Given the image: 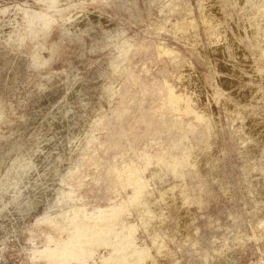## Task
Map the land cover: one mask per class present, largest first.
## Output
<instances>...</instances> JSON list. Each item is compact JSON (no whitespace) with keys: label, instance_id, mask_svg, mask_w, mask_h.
<instances>
[{"label":"rangeland","instance_id":"1","mask_svg":"<svg viewBox=\"0 0 264 264\" xmlns=\"http://www.w3.org/2000/svg\"><path fill=\"white\" fill-rule=\"evenodd\" d=\"M260 1L77 0L56 7L0 0L7 8L0 13V112L7 113L0 116V264H107L119 249L129 250V238L151 245L143 229L155 221L146 207L174 182L159 157L175 141L184 151L179 156L200 159L185 181L202 188L203 204L163 206L166 235L157 230L149 264H264V235H254L264 223V71L255 70L261 61L249 47L264 43ZM24 4L55 15L46 38L29 34L14 7ZM205 12L220 15L213 26ZM178 21L190 38L172 32ZM258 25L259 33L249 34ZM163 44L171 55L160 53ZM51 45L52 62L37 63L35 47L47 58ZM181 71L183 82L191 75L203 82L200 110L191 114ZM213 76L227 89L224 99L210 97ZM168 86L183 103L154 117ZM103 111L109 115L100 122ZM204 112L212 115L213 135L203 153L198 144L207 129L196 114ZM178 216L188 222L185 235L176 230ZM106 238L110 248L122 245L94 247Z\"/></svg>","mask_w":264,"mask_h":264},{"label":"bare ground","instance_id":"2","mask_svg":"<svg viewBox=\"0 0 264 264\" xmlns=\"http://www.w3.org/2000/svg\"><path fill=\"white\" fill-rule=\"evenodd\" d=\"M42 1H44V2H48L49 4H51V5H53V6H58V7H63L64 5H66V4H69L70 2H72V1H77V0H42ZM211 2L213 1V0H210ZM222 1V0H221ZM243 1V0H242ZM44 2L42 3V4H44ZM215 2V1H214ZM218 2V1H217ZM246 2H247V0H244V2H241V4L242 3H244V4H246ZM207 3H209V2H207ZM258 4H259V11H261L260 13L261 14H263V12H264V9H263V6H264V0H261L260 2H257ZM26 4V3H25ZM25 4H24V6L23 7H19V5L17 6H14V7H17L16 9L17 10H20L22 13H23V17L22 18H24L25 19V21L27 22V29H28V32H29V34L31 35V34H36V33H42L43 34V36L45 37V35L48 33V29L49 28H51L50 27V25L52 24V22H54L55 20H56V17H55V15H50V14H47V13H45V12H43V11H37V10H35V9H32L30 6H25ZM38 4V3H37ZM210 4V3H209ZM212 5H213V2L211 3ZM234 5V4H233ZM22 6V5H21ZM207 7H209L208 5H206ZM33 7V6H32ZM11 8V7H10ZM13 8V7H12ZM179 8V7H178ZM40 9V8H39ZM206 9V8H205ZM7 10V8L6 7H4V8H1L0 9V13H3V12H5ZM64 10V9H63ZM218 10V9H217ZM208 11V10H207ZM210 11V10H209ZM9 12H10V10H9ZM6 13V12H5ZM18 13V12H17ZM58 13V12H57ZM217 13H218V11H217ZM54 14V13H53ZM0 15H2V14H0ZM5 15V14H4ZM15 15V14H14ZM16 15H18V14H16ZM212 15V14H211ZM216 15V14H215ZM214 15V16H215ZM22 16V15H21ZM210 16V15H209ZM208 15H207V12H205L204 13V16H203V18L205 19H208L209 21V25L210 26H213L214 25V23H216L215 22V20H216V18L214 19V16L212 15V17L210 18ZM217 16V15H216ZM220 16V15H219ZM219 16H217V17H219ZM222 16V15H221ZM3 17V16H2ZM58 17V16H57ZM9 19V18H8ZM60 19V18H59ZM62 19V18H61ZM219 19V18H218ZM220 19H222V18H220ZM10 22V21H9ZM16 22V21H15ZM25 22V23H26ZM63 22V21H62ZM7 23H8V21H7ZM7 23H6V26H8L7 25ZM14 23V22H13ZM13 23H12V25H13ZM22 23V22H21ZM56 23V22H55ZM54 23V24H55ZM15 24V23H14ZM20 24V23H19ZM57 24V23H56ZM25 25V24H24ZM9 26H11V25H9ZM7 27V28H10V27ZM23 26V25H22ZM57 26V25H56ZM183 26H187L186 24H182L181 22H177V23H174L173 25H172V32L174 33H178L179 35H180V37L182 38V37H184V38H187V37H191L192 35H191V33H190V31H189V29H185V28H183ZM13 26H11V28H12ZM25 27V26H24ZM23 27V28H24ZM171 27V26H170ZM169 27V28H170ZM260 25H258L257 27H254L253 26V29L251 30V32L249 33V34H255V33H259V31L261 30L260 29ZM264 27V26H263ZM4 29H5V31H7L8 29H6L5 28V26L3 27ZM14 28V27H13ZM12 28V29H13ZM19 28V27H18ZM11 29V30H12ZM73 29V28H72ZM171 29H170V31H171ZM19 30V29H18ZM50 30V29H49ZM69 30V29H68ZM67 30V31H68ZM10 31V30H9ZM17 31V30H16ZM169 31V30H168ZM50 32V31H49ZM51 32H52V30H51ZM249 32V31H248ZM8 33V32H7ZM25 33V32H24ZM4 34H5V32H4ZM20 34V33H19ZM49 34V33H48ZM168 34V33H167ZM6 35V34H5ZM25 35H27V34H25ZM40 35V34H39ZM52 35V34H51ZM169 35H171V33L169 34ZM173 35V34H172ZM178 35V36H179ZM15 36V35H14ZM20 36V35H19ZM47 36V35H46ZM175 36H176V34H175ZM175 36L173 37L174 39H176L175 38ZM7 37V36H6ZM34 37V36H33ZM119 37H121L120 35H119ZM118 37V38H119ZM245 37V36H244ZM243 37V38H244ZM15 38V37H14ZM23 38V37H22ZM26 38V37H25ZM46 38V37H45ZM50 38V37H49ZM118 38H116V40L118 39ZM19 39V38H18ZM27 39V38H26ZM36 39H37V37H36ZM43 39V38H42ZM48 39V38H47ZM179 39V38H178ZM5 40H7V39H5ZM20 40H22V39H20ZM28 40H29V38H28ZM181 40V39H180ZM184 40V39H183ZM194 41H193V43H195V44H193V45H195V47L196 46H198L199 44H200V41H198L197 39H193ZM224 40V38L223 39H220V40H218V41H223ZM10 41V40H9ZM12 41V40H11ZM30 41V40H29ZM123 40H121L120 41V47H124L125 46V44L127 43H124L123 45H122V42ZM218 41H217V43H218ZM226 41H227V39H226ZM15 42H16V40H15ZM21 42V41H20ZM24 42V41H23ZM31 42H33V40L31 41ZM36 42V41H35ZM178 42V41H177ZM210 42H213V43H215L216 42V40H211ZM5 43V42H4ZM11 43V42H10ZM9 43V44H10ZM14 43V42H13ZM18 43V42H17ZM26 43V42H25ZM44 43V42H43ZM129 43V42H128ZM190 43V42H189ZM225 43H228V42H225ZM242 43V42H241ZM9 44H7V45H9ZM12 44V43H11ZM164 44H166V42L164 43ZM159 45V51H160V53L161 54H169V53H172V50L168 47V46H166V45ZM222 44H224V43H222ZM20 45H21V43H20ZM168 45V44H167ZM16 46V45H15ZM25 46V45H24ZM44 46H45V44H44ZM200 46H201V44H200ZM215 46V45H214ZM228 46V45H227ZM238 46V45H237ZM14 47V46H13ZM22 47V46H21ZM20 46H19V48H21ZM51 48H50V52H48L49 53V56L47 57V58H45V57H43L42 56V54H40V53H38V51H36L37 49H38V46H36L35 47V51H33V53L31 54L32 56H33V58H34V60L35 59H37V63H39V64H44L45 63V65H46V62H49V60L51 59V57H52V55L53 54H55L54 53V46L53 45H51L50 46ZM202 47H204V45H202ZM202 47H200V48H202ZM224 47H226V44H225V46ZM239 47V46H238ZM241 47V46H240ZM249 47H251V48H254L253 49V51H254V55H255V58L254 59H256V57H257V59L256 60H259V61H261V63H258V61L256 62V60H255V70H258V71H264V43L262 42V41H259V40H257V42H253V43H251V46H249ZM16 48V47H15ZM14 48V49H15ZM34 48V47H33ZM40 48V47H39ZM173 48V47H172ZM205 48V47H204ZM203 48V49H204ZM223 48V47H222ZM221 48V49H222ZM234 49H235V47H233ZM242 48V47H241ZM14 49H13V51H14ZM207 49H209V48H207ZM12 50V49H11ZM43 50H44V47H43ZM42 50V51H43ZM206 50V49H205ZM204 50V51H205ZM214 50V49H213ZM215 50H216V48H215ZM232 49L230 48V47H228V51L229 52H227V54L229 55V56H232L233 55V52L231 51ZM16 51H18V50H16ZM29 51H31V50H29ZM28 51V52H29ZM207 51V50H206ZM218 51V50H217ZM234 51V50H233ZM56 52V51H55ZM203 52V51H202ZM225 52V51H224ZM235 52H237V51H235ZM205 53V52H204ZM223 53V52H222ZM25 54V53H24ZM28 54V53H27ZM235 54V53H234ZM56 55V54H55ZM54 55V56H55ZM169 55H171V54H169ZM176 55V54H175ZM174 55V56H175ZM124 56L125 57H127V54H122V58L124 59ZM205 56V55H204ZM204 56H202L203 57V59H205V57ZM226 56V55H225ZM234 56V55H233ZM28 57V56H27ZM166 57H167V55H166ZM29 58V57H28ZM32 58V57H31ZM175 58H176V56H175ZM229 58V57H228ZM30 59V58H29ZM34 60H33V62H34ZM175 60V59H174ZM252 60V59H251ZM51 61V60H50ZM52 62V61H51ZM242 62V61H241ZM250 62V61H249ZM36 62H35V64H37ZM50 64V63H49ZM252 64V63H251ZM45 65H43L44 67H45ZM185 66V65H184ZM237 66V65H236ZM34 67H36L35 65H34ZM33 67V68H34ZM39 67V66H38ZM41 67V66H40ZM48 67V66H47ZM187 67V66H186ZM216 67V66H215ZM218 67V66H217ZM240 67V66H239ZM239 67H237V68H239ZM43 68V67H42ZM188 68V67H187ZM242 68V67H241ZM243 69V68H242ZM37 70H38V68H37ZM36 70V71H37ZM233 70V69H232ZM34 71V70H33ZM193 71V70H192ZM245 71V70H244ZM248 71V70H247ZM184 72V71H183ZM250 72H251V70H250ZM236 73V72H235ZM182 71L180 72V75L177 77L178 78V80H180V82H181V84H182V87H184L185 88V91H186V96L188 97V99H189V101H188V103L186 104V114H191L195 109H199L198 108V106H197V103H199L198 101L200 100V98H199V95L201 94V90H202V87H203V82L202 81H200V78L199 79H196V78H194V75H191L189 78L190 79H186V82H183V80H182ZM198 74V73H197ZM237 74H238V72H237ZM260 74V73H259ZM184 75V74H183ZM188 75H190V73L188 74ZM240 75V74H239ZM242 75V74H241ZM186 76V75H185ZM193 76V77H192ZM244 76V75H243ZM259 76V75H258ZM260 76H262L261 74H260ZM195 77H197V75L195 76ZM200 77V76H199ZM249 77V76H248ZM185 78V77H184ZM198 78V77H197ZM215 78H217V77H212V79L211 80H208V83H209V87H212L213 88V94H210V97H211V95H213V98H215V100H216V98L217 99H219V98H223V96H224V92H226V90H225V88H224V86L222 85H219L218 83H217V81H219V80H217L216 82H215ZM250 78V77H249ZM263 78V77H262ZM220 79V78H219ZM201 82H199V81ZM222 83V82H221ZM220 83V84H221ZM227 83V82H226ZM230 83V82H229ZM202 84V85H201ZM207 84V83H206ZM228 84V83H227ZM232 85V84H231ZM205 87H206V85H205ZM229 90V89H228ZM207 91V90H206ZM245 91V90H244ZM252 91V90H251ZM204 92V91H203ZM209 92V91H208ZM258 92V91H257ZM165 93V94H164ZM163 94H164V101L162 102V104L160 105V106H158L157 108H156V110H155V115H154V117H159L160 116V114L163 112L162 111V109L164 108V107H166V106H172L173 108L174 107H179L182 103H183V96L181 95L180 97H177V96H175L174 95V87H171V86H168V88H166L165 89V91L163 92ZM208 94V93H207ZM226 94V93H225ZM233 95H234V93H232ZM205 95V94H204ZM206 96V95H205ZM244 96H246V95H244ZM246 98H248V96L246 97ZM1 99V98H0ZM224 99V98H223ZM207 100H208V98H207ZM214 101V100H213ZM219 101V100H218ZM222 101V100H221ZM235 101V100H234ZM211 102V101H210ZM224 102V101H223ZM230 102H232V101H230ZM236 102V101H235ZM258 102V101H257ZM200 104H202V101L200 102ZM216 104H219V103H217L216 102ZM224 104H226L227 105V103H224ZM240 104V103H239ZM199 105V104H198ZM226 105H225V107H226ZM236 106H237V104H235ZM234 105V106H235ZM2 106V105H1ZM200 106V105H199ZM228 106H230L229 104H228ZM235 106V107H236ZM245 106V105H244ZM205 107V106H204ZM235 107H232V108H235ZM238 107V106H237ZM246 107V106H245ZM248 107V106H247ZM2 108V107H1ZM212 108V107H211ZM239 108V107H238ZM237 108V109H238ZM3 109V108H2ZM205 109V108H204ZM203 109V110H204ZM236 109V110H237ZM4 111H5V109H3ZM200 110V109H199ZM207 110V109H206ZM235 110V109H234ZM241 110H243V109H241ZM110 111V110H109ZM202 111V110H201ZM215 111V110H214ZM240 110H238V112H239ZM112 112V111H111ZM195 112V111H194ZM217 112V111H216ZM226 112H228L227 110H226ZM206 113H208V112H206ZM205 112L204 113H201V114H196V121H197V123L198 124H200V125H204L205 127H206V129H207V131H206V134H205V141H204V145L203 146H200L199 144H198V146L200 147V150L204 153V150L205 149H208L209 148V146H210V138H211V136L213 135V132H212V130H211V128H209V125L212 127V125H211V123L210 124H208V121H207V116H212L211 114H209L208 113V115L206 114ZM225 113V112H224ZM237 113V112H236ZM246 113V112H245ZM4 114H7V113H3V114H1V112H0V116H2V115H4ZM108 115H109V113H107ZM107 114L105 113V111H103L101 114H100V122H102L106 117H107ZM229 114H231V112L229 113ZM228 114V115H229ZM237 114H239V113H237ZM236 114V115H237ZM217 115V114H216ZM227 115V114H226ZM233 116H235V115H233ZM239 116V115H238ZM237 116V117H238ZM240 116H241V114H240ZM247 116V115H246ZM3 117V116H2ZM228 117V116H227ZM231 117V116H230ZM216 118V117H215ZM234 118V117H233ZM235 119V118H234ZM233 119V120H234ZM237 120V119H236ZM99 122V123H100ZM255 123V122H254ZM0 124H1V118H0ZM186 126L189 128L188 129V132L189 133H193L196 129H197V127L195 126V123H189V124H186ZM250 127V126H249ZM249 127H247V128H249ZM257 128V127H256ZM253 129H254V127H253ZM261 129V128H260ZM257 131V130H256ZM262 132V131H261ZM254 133V132H253ZM261 137H263V135L261 136ZM263 139V138H262ZM261 139V140H262ZM256 141V140H255ZM193 149V147L192 148H190V149H185L186 151H190V150H192ZM183 151V150H182ZM181 151V143H180V141H175L174 143H173V145H172V147L169 149V150H166V149H163V153L161 154L162 156L161 157H159V162H160V167L161 168H164V169H170V171H171V173H172V175H173V178H174V182L170 185V187L168 188V189H161V190H159L160 191V195H159V198H160V200L158 201L157 199H155L154 201H152L150 204H149V202H148V206L146 207V208H148V209H146V213H148V211H149V214L152 216V218H153V220L155 221L154 223H152V226L151 227H146L145 229H143L144 230V234L146 235L145 237L146 238H149L150 239V242H151V245L147 242V240H144V242H142L141 244L139 243V242H137V237L135 238V240H131L130 238L128 239L129 241H127V242H129L130 243V246H129V250L126 252V251H123V250H120L119 249V254L117 253V255L116 256H114V255H112V256H114V257H112L111 259H107V264H149V260L151 259V261H152V258L154 257L151 253H150V251L151 250H154V245H155V243L157 242V239L159 238V236H160V234L161 233H163L164 234V236L166 235V233H165V230H166V228H165V226L167 225L166 223H164V222H166L165 220V212L163 213V206L164 207H166V208H175V207H177L179 204H181V203H183L184 205H185V203H198V205L199 204H203L202 203V201H203V198H202V188H195V187H193V186H191V185H189L188 184V182H186L185 181V176H186V174L187 173H189V169L191 168V167H195V166H199L200 164L198 163L199 162V158L197 157V155L196 154H190V153H188V154H185L183 157H182V154L179 156V154L182 152ZM184 152V151H183ZM197 163L199 164V165H197ZM188 167H190L189 169H188ZM197 168H199V167H197ZM191 169H193V168H191ZM192 174V173H191ZM136 182H137V180H135ZM139 182V181H138ZM137 182V183H138ZM145 186V185H144ZM207 195H205V197H206ZM140 202H142V201H140ZM141 204H143V203H141ZM183 204H182V206H183ZM192 206H193V204H191ZM190 205V206H191ZM181 206V207H182ZM178 207H180V205L178 206ZM180 207V208H181ZM198 207H200V205L198 206ZM168 212H169V214H170V210H168ZM185 212V211H184ZM173 214V213H172ZM171 216V215H170ZM183 216V215H182ZM91 219V218H90ZM92 220V219H91ZM190 220H192V219H190ZM84 222V221H83ZM177 224H176V230L177 231H179V232H182L184 235H185V233H186V231H182L183 230V226H184V223L185 224H187L184 220H183V218H181V217H177ZM190 222H192V221H190ZM90 223V222H89ZM164 224H166L165 226H164ZM191 224V223H190ZM85 225H89V224H87L86 222H85ZM156 227H158V229L156 228ZM260 227V232H258L257 231V233H253L254 235H255V237H263V235H264V223H262L261 224V226H259ZM258 227V228H259ZM160 228V229H159ZM161 229H162V231L163 232H161L160 234H156V232H157V230L159 231H161ZM185 230V229H184ZM187 230V229H186ZM167 232V231H166ZM154 233H155V235H154ZM154 235V236H153ZM253 235V236H254ZM168 236V235H167ZM166 236V237H167ZM175 236V235H174ZM130 237V236H129ZM170 238L171 237H173V236H169ZM246 237V236H245ZM161 238V237H160ZM164 238V237H163ZM97 239V238H96ZM99 239V238H98ZM254 239V238H253ZM256 239V238H255ZM254 239V240H255ZM104 240V239H103ZM106 241H104V242H100L99 243V241L98 240H96V241H94L95 242V245H96V242H97V245L95 246L94 244V247H97V248H104L105 250H109V248H110V243L111 242H109V240H110V238H108V240H107V238L105 239ZM261 240V239H260ZM134 241H136L135 243L136 244H134V245H132V242H134ZM174 241V240H173ZM241 240H238V243H241L240 242ZM257 241H258V239H257ZM160 243H162V241L160 242ZM165 244V243H164ZM163 244V245H164ZM236 244V243H235ZM242 244V243H241ZM117 245V244H116ZM122 245V243L121 244H119L118 243V245L117 246H114L112 249H117V248H119L120 246ZM162 246V245H161ZM239 246H241V245H239ZM93 247V246H92ZM159 247V246H158ZM166 247V246H165ZM244 247V246H243ZM110 248V249H111ZM157 249V248H156ZM118 250V249H117ZM158 250V249H157ZM159 250H160V248H159ZM164 250V249H163ZM162 250V251H163ZM73 251V250H72ZM110 251H112V250H110ZM74 252H77V251H75L74 250ZM105 252V251H104ZM103 252V253H104ZM51 253V252H50ZM107 253V252H106ZM158 253H161V251L160 252H158ZM108 254H111V253H107V255ZM113 254V253H112ZM106 255V254H105ZM128 255H131L132 256V258H130ZM128 256V257H127ZM151 256V257H150ZM126 257H127V259H126ZM108 258H110L109 257V255H108ZM176 263L178 262V261H175ZM150 264H157L156 263V261L154 262H152V263H150ZM175 264V263H174Z\"/></svg>","mask_w":264,"mask_h":264}]
</instances>
